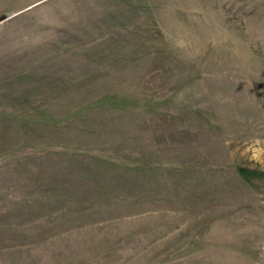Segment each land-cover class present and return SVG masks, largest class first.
<instances>
[{
    "label": "rangeland",
    "instance_id": "1",
    "mask_svg": "<svg viewBox=\"0 0 264 264\" xmlns=\"http://www.w3.org/2000/svg\"><path fill=\"white\" fill-rule=\"evenodd\" d=\"M0 264H264V0H0Z\"/></svg>",
    "mask_w": 264,
    "mask_h": 264
},
{
    "label": "trees",
    "instance_id": "2",
    "mask_svg": "<svg viewBox=\"0 0 264 264\" xmlns=\"http://www.w3.org/2000/svg\"><path fill=\"white\" fill-rule=\"evenodd\" d=\"M108 99H109V97H106V98H104L100 102L101 103H103V102L104 103H109V104L113 105L112 102L107 101ZM100 102H98V103H100ZM41 119L44 120L45 122L49 123V124L58 123L60 121V120L54 119V118H52L50 116H42ZM41 149L42 148H28V151H32V152H35V151H44V150H41ZM63 149H65V148H63Z\"/></svg>",
    "mask_w": 264,
    "mask_h": 264
}]
</instances>
